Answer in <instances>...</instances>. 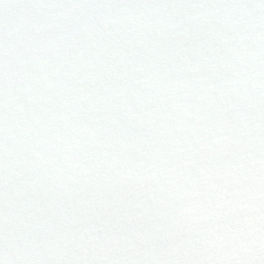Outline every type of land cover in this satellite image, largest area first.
Masks as SVG:
<instances>
[{"label": "snow or ice", "instance_id": "6c2138e0", "mask_svg": "<svg viewBox=\"0 0 264 264\" xmlns=\"http://www.w3.org/2000/svg\"><path fill=\"white\" fill-rule=\"evenodd\" d=\"M0 264H264V0H0Z\"/></svg>", "mask_w": 264, "mask_h": 264}]
</instances>
